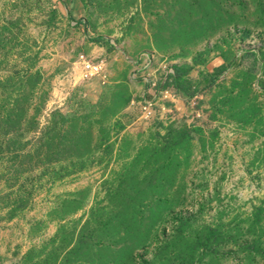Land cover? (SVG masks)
Instances as JSON below:
<instances>
[{
    "label": "rangeland",
    "instance_id": "obj_1",
    "mask_svg": "<svg viewBox=\"0 0 264 264\" xmlns=\"http://www.w3.org/2000/svg\"><path fill=\"white\" fill-rule=\"evenodd\" d=\"M0 264H264V0H0Z\"/></svg>",
    "mask_w": 264,
    "mask_h": 264
}]
</instances>
